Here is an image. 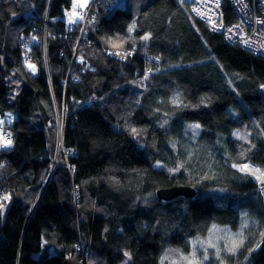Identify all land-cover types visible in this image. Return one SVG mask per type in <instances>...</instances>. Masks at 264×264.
Segmentation results:
<instances>
[{
  "label": "trees",
  "instance_id": "1",
  "mask_svg": "<svg viewBox=\"0 0 264 264\" xmlns=\"http://www.w3.org/2000/svg\"><path fill=\"white\" fill-rule=\"evenodd\" d=\"M73 1L0 0V127L13 135L0 148V264H122L126 251L164 264L245 219L240 263L264 264V197L243 168L264 169V56L182 0H144L136 15L129 0L102 4L69 27ZM223 10L234 23L230 0ZM183 184L197 196H157Z\"/></svg>",
  "mask_w": 264,
  "mask_h": 264
},
{
  "label": "rangeland",
  "instance_id": "2",
  "mask_svg": "<svg viewBox=\"0 0 264 264\" xmlns=\"http://www.w3.org/2000/svg\"><path fill=\"white\" fill-rule=\"evenodd\" d=\"M93 1L94 0L73 1L71 8H68L65 11V19L67 20L69 27H73L76 22L78 23L81 21L82 13L90 9L89 5L92 4ZM144 2V0H129L130 9L135 12V15L137 14L139 7L142 6ZM120 3L123 5L126 3V0H120ZM45 21L48 24V20L45 19ZM27 66L34 74L39 73V68L36 63L29 61L27 62ZM8 80L14 82L17 85L16 91L12 95L14 97L16 93L21 90V80L18 77L15 78L12 74H9ZM16 116V114L9 113L5 119L11 122L14 120V118H16ZM2 128L3 127H0V148H5L12 143L13 139L10 141L9 139L5 138L7 134L6 129L9 130V128H3L5 133ZM237 137L248 141L250 139V134L247 135L245 133L243 134L238 132ZM9 141L10 143H8ZM56 156L52 158L53 163L51 169H53L57 164L55 162ZM259 167L260 166H255L250 163L244 164L243 166L245 170L251 172L259 181L261 187L260 190L264 197V169L262 170ZM51 175L52 174L49 173L48 178ZM247 224V219H245L241 230L238 233L233 232L228 227L215 225L205 237H197L191 240L193 249L188 255H185V259L180 260L177 257L172 258L171 255H169V258L167 257L166 260H164V264H242L240 263L241 258L239 255H237V253L239 250L245 247L244 243L246 240H248V236L253 235V230H251L250 233L246 232V227L244 225ZM122 264H131V256L127 251L125 252V259Z\"/></svg>",
  "mask_w": 264,
  "mask_h": 264
},
{
  "label": "built area",
  "instance_id": "3",
  "mask_svg": "<svg viewBox=\"0 0 264 264\" xmlns=\"http://www.w3.org/2000/svg\"><path fill=\"white\" fill-rule=\"evenodd\" d=\"M182 1L190 5L193 14L197 18L213 31L223 34L228 42L239 45L255 55L264 56V0H230L236 17V21L231 24L226 23L224 20V0ZM93 2L105 3L109 9H115L120 0H94ZM89 8L88 11L82 13V25H87L94 12H96L95 6L89 5ZM87 104H91L90 101H87ZM63 127L64 121L60 120L58 123L59 147L62 146L61 133ZM6 131L5 138L11 141L13 135L10 130L6 129ZM59 158L60 155L58 154L55 159L56 163H58ZM1 194L5 195L6 191L1 190ZM79 250H82V248H79Z\"/></svg>",
  "mask_w": 264,
  "mask_h": 264
},
{
  "label": "water",
  "instance_id": "4",
  "mask_svg": "<svg viewBox=\"0 0 264 264\" xmlns=\"http://www.w3.org/2000/svg\"><path fill=\"white\" fill-rule=\"evenodd\" d=\"M4 57L0 55V61L2 62L4 71H7V68L4 65ZM64 163V161H63ZM198 190L192 185H173L170 187H163L157 190V196L161 200L170 201L180 196L194 198L197 196ZM65 264H84L75 259H67Z\"/></svg>",
  "mask_w": 264,
  "mask_h": 264
},
{
  "label": "bare ground",
  "instance_id": "5",
  "mask_svg": "<svg viewBox=\"0 0 264 264\" xmlns=\"http://www.w3.org/2000/svg\"><path fill=\"white\" fill-rule=\"evenodd\" d=\"M102 4H105V3L93 2V3L90 4V5H93V6L97 7V6L102 5Z\"/></svg>",
  "mask_w": 264,
  "mask_h": 264
},
{
  "label": "clouds",
  "instance_id": "6",
  "mask_svg": "<svg viewBox=\"0 0 264 264\" xmlns=\"http://www.w3.org/2000/svg\"><path fill=\"white\" fill-rule=\"evenodd\" d=\"M119 4H122V3H119ZM80 261V260H79ZM80 262H82V261H80ZM83 263V262H82Z\"/></svg>",
  "mask_w": 264,
  "mask_h": 264
},
{
  "label": "snow or ice",
  "instance_id": "7",
  "mask_svg": "<svg viewBox=\"0 0 264 264\" xmlns=\"http://www.w3.org/2000/svg\"><path fill=\"white\" fill-rule=\"evenodd\" d=\"M145 39H147V37H145ZM8 143H10V141Z\"/></svg>",
  "mask_w": 264,
  "mask_h": 264
}]
</instances>
